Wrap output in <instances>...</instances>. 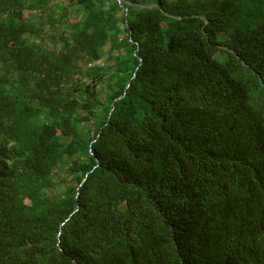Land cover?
Here are the masks:
<instances>
[{"label":"trees","instance_id":"trees-1","mask_svg":"<svg viewBox=\"0 0 264 264\" xmlns=\"http://www.w3.org/2000/svg\"><path fill=\"white\" fill-rule=\"evenodd\" d=\"M0 264H264V0H0Z\"/></svg>","mask_w":264,"mask_h":264},{"label":"water","instance_id":"water-1","mask_svg":"<svg viewBox=\"0 0 264 264\" xmlns=\"http://www.w3.org/2000/svg\"><path fill=\"white\" fill-rule=\"evenodd\" d=\"M119 2H120V4H121V0H118Z\"/></svg>","mask_w":264,"mask_h":264},{"label":"rangeland","instance_id":"rangeland-1","mask_svg":"<svg viewBox=\"0 0 264 264\" xmlns=\"http://www.w3.org/2000/svg\"><path fill=\"white\" fill-rule=\"evenodd\" d=\"M107 48V47H106Z\"/></svg>","mask_w":264,"mask_h":264}]
</instances>
